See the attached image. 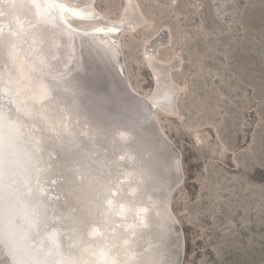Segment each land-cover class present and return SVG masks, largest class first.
I'll use <instances>...</instances> for the list:
<instances>
[{
  "label": "rangeland",
  "instance_id": "rangeland-1",
  "mask_svg": "<svg viewBox=\"0 0 264 264\" xmlns=\"http://www.w3.org/2000/svg\"><path fill=\"white\" fill-rule=\"evenodd\" d=\"M137 3L149 26L122 37L132 85L152 93L142 50L160 28L170 29L172 47L159 59L181 58L173 72L179 114L159 118L182 154L172 207L186 237L184 264H264V0ZM96 6L117 19L123 2Z\"/></svg>",
  "mask_w": 264,
  "mask_h": 264
},
{
  "label": "water",
  "instance_id": "water-1",
  "mask_svg": "<svg viewBox=\"0 0 264 264\" xmlns=\"http://www.w3.org/2000/svg\"><path fill=\"white\" fill-rule=\"evenodd\" d=\"M4 36V33L0 34L2 46L9 42ZM114 36V39L118 38V35ZM80 42L89 51L87 55L91 64L83 75L99 79L93 91L103 98L105 104L96 102V95H84L83 84L75 80L69 83L70 87L69 84L66 86V90L73 93L67 104L64 95L58 94L49 81L41 80L43 85L40 87L35 84L25 67L26 61H19L15 55L21 50L17 45L10 41L7 52L0 49V63L6 55L12 69L7 70V75L0 73V264H91L95 260L96 264L118 263L121 241L114 236L113 242L109 243L111 249L110 246L100 248L98 243L107 241L108 232L112 233L102 217L108 216L114 224L121 221L120 215H112L114 208L106 205V201L98 211L93 204H101L99 198L116 186L119 195L129 187L131 190L135 188L128 195H134L138 200L142 196L140 188L132 185L129 176L138 171L126 174L129 184L124 191L119 182L102 185L96 175L104 179V173H113L116 169L106 166L105 162L98 165L97 158H102L100 141H105L108 149L114 140L111 135L122 130L117 120L124 121L125 114L131 115L129 111H117L115 101L128 102L133 107L139 103L123 79L121 65L117 70L107 51L87 39ZM149 72L155 83L150 67ZM56 99L60 102L58 120L53 119L52 110L48 111L45 105L46 101L55 102ZM107 107L117 113V120H108L103 125L95 113L97 115L104 108L108 110ZM134 120L140 127L145 123L142 116H136ZM30 124L36 131L33 137L26 136ZM65 151L78 152L84 157H70ZM120 210L123 208L118 212ZM127 212L132 215V211ZM126 231L131 233L134 229L126 226ZM102 233L100 240H96L94 235ZM134 233L135 237L128 238L126 243L130 264H136L138 258L135 249L137 235Z\"/></svg>",
  "mask_w": 264,
  "mask_h": 264
},
{
  "label": "bare ground",
  "instance_id": "bare-ground-1",
  "mask_svg": "<svg viewBox=\"0 0 264 264\" xmlns=\"http://www.w3.org/2000/svg\"><path fill=\"white\" fill-rule=\"evenodd\" d=\"M164 1L170 3V0ZM96 3L97 0H0V29L2 28L0 34L4 33L6 42L11 41L21 49L15 55L19 61L20 59L26 61L25 67L35 84L40 87L43 85L41 80L49 81L58 94L64 95L67 104L69 97L73 98V93H69L66 86L74 80L83 84L81 87L86 90L82 92L84 95H96L93 90L99 79L93 75H83L89 71L91 64L87 55L89 51L80 42L82 39H87L97 48L107 51L112 65L117 70L121 65L123 79L139 104L133 107L130 103L124 102L125 111L131 112V115L125 114L124 121L117 120V113L109 107L108 110L104 108V111L100 109L98 113L100 116L95 113V117L103 125L107 124L108 120L115 122L117 120L122 128L116 135H111L114 140L108 149L105 141H100L99 138L101 142L99 154L102 158H97L98 165L105 162L106 166L111 165L116 172L104 173V179L96 176L102 185L111 181L119 182L124 191L129 184L126 174L138 171L129 176L132 178V185L140 188L142 196L136 200V196L128 195L130 187L119 195L116 186L108 189L109 191L99 198L101 204L98 202L93 204V208L98 211L106 201V205H112L114 208L112 215L119 214L121 220L112 224L108 216L102 217L105 221L103 223H107L112 233L109 231L106 243L100 241L98 246L100 245V248L110 246L111 249L112 245L109 243H112L113 237L116 236L121 241L118 248L121 249V254L118 256L117 264H130L132 261L129 259L126 243L129 242L128 238L135 237V231L137 235L135 249L138 255L136 264H184L186 237L172 207L173 197L184 180L182 154L163 129L159 118V112L171 116L179 114L177 99L182 88L174 82L173 72L180 69L181 58L175 54L167 61L159 59L162 50L172 47L169 28L163 27L151 36L143 45V54L148 67L152 69L155 83L149 96L141 94L129 79L122 52V37L126 32H134L144 27L148 20L137 0H126L125 9L117 19L105 16L97 8ZM114 35H118V38L114 39ZM9 42L2 46L0 41V49L7 52L11 44ZM1 60L0 73L7 75V70L9 69V72L12 70L10 62L6 60V55ZM70 86L71 84L68 85ZM64 91L67 92L64 94ZM95 101L105 104L100 95L95 96ZM59 103L58 99L55 102L53 100L45 102L48 111L52 110L50 112L55 120H58L57 114L60 116ZM139 115L145 118V123L141 127L134 120L136 116L140 118ZM35 132L30 124L26 136L33 137ZM65 152L69 153L70 157L72 155H76L78 159L84 157L78 152L75 154ZM120 172L124 175L121 176ZM119 208H123L124 211L118 212ZM127 210L132 211V215H129ZM126 226L133 228L134 231L124 232ZM139 231L141 232L138 236ZM101 235L103 233L94 236L97 240ZM132 253L136 254L135 251ZM92 262L91 264H96V260Z\"/></svg>",
  "mask_w": 264,
  "mask_h": 264
},
{
  "label": "flooded vegetation",
  "instance_id": "flooded-vegetation-1",
  "mask_svg": "<svg viewBox=\"0 0 264 264\" xmlns=\"http://www.w3.org/2000/svg\"><path fill=\"white\" fill-rule=\"evenodd\" d=\"M137 1H138V0H137ZM122 2H123V6H122V9H121V11H120V13H119V15H118L117 17H120V15H121L122 12H123V9H125V6H126V0H122ZM138 3H139V2H138ZM139 5H140V4H139ZM140 7H141V6H140ZM142 11H143V10H142ZM143 13H144V12H143ZM144 15H145V13H144ZM145 17L147 18L146 15H145ZM147 20H148V18H147ZM146 24H147V25H145L144 27L139 28L138 30H136V31H134V32H130V31H129V32H126V33L124 34V36H125V35H128V36H129V35H134V34L138 33V32L141 31V30L147 29L148 26H149V20H148V22H147ZM160 29H161V28H160ZM160 29H159V30H160ZM159 30H158V31H159ZM158 31H157V32H158ZM124 36H123V37H124ZM149 38H150V37H149ZM149 38H148V39H149ZM148 39H146L145 42H146ZM122 42H123V39H122ZM145 42H144V44H145ZM142 52H143V50H142ZM142 55H143V58H144V54H143V53H142ZM144 61L146 62L145 58H144ZM146 65H148L147 62H146ZM148 69H149V67H148Z\"/></svg>",
  "mask_w": 264,
  "mask_h": 264
},
{
  "label": "snow or ice",
  "instance_id": "snow-or-ice-1",
  "mask_svg": "<svg viewBox=\"0 0 264 264\" xmlns=\"http://www.w3.org/2000/svg\"><path fill=\"white\" fill-rule=\"evenodd\" d=\"M115 105H116V110L117 111H125L126 110V105H124L122 102L120 101H115Z\"/></svg>",
  "mask_w": 264,
  "mask_h": 264
}]
</instances>
